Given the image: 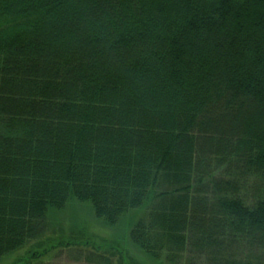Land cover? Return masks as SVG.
<instances>
[{
  "label": "trees",
  "instance_id": "trees-1",
  "mask_svg": "<svg viewBox=\"0 0 264 264\" xmlns=\"http://www.w3.org/2000/svg\"><path fill=\"white\" fill-rule=\"evenodd\" d=\"M71 199L143 208L153 259L264 264V0H0V258Z\"/></svg>",
  "mask_w": 264,
  "mask_h": 264
},
{
  "label": "rangeland",
  "instance_id": "rangeland-1",
  "mask_svg": "<svg viewBox=\"0 0 264 264\" xmlns=\"http://www.w3.org/2000/svg\"><path fill=\"white\" fill-rule=\"evenodd\" d=\"M255 179H247L242 186L243 195L249 201L256 197ZM71 199L62 210H50L47 214L50 227L44 246L58 244L50 252L27 260L24 248L0 258V264H100L87 260L88 252L102 255L109 264H168L163 258L153 259L130 239V229L144 213L143 208L126 212L120 220L109 225L98 219L88 202ZM69 243V244H68ZM68 244L66 247L65 245ZM39 253L42 247L35 248ZM77 251H83L81 255Z\"/></svg>",
  "mask_w": 264,
  "mask_h": 264
}]
</instances>
